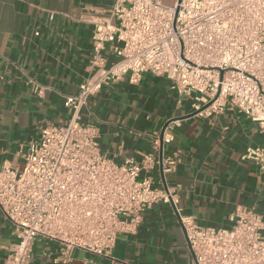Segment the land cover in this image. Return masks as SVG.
Wrapping results in <instances>:
<instances>
[{"label": "built area", "instance_id": "2783aa9c", "mask_svg": "<svg viewBox=\"0 0 264 264\" xmlns=\"http://www.w3.org/2000/svg\"><path fill=\"white\" fill-rule=\"evenodd\" d=\"M115 0L95 23L92 74L65 99L67 125L47 124L29 144L23 167L0 168V209L16 228L7 264H31L36 239L59 244L63 264L73 251L110 254L119 234H134L143 213L174 200L152 176L157 150L121 164L102 154L97 132L82 109L113 79L133 84L146 72L165 76L179 95L193 99L199 116L236 109L264 134V0ZM115 19L116 22H113ZM117 56L110 62L107 44ZM39 93L40 85L35 86ZM178 119L162 135L170 143ZM158 140V139H157ZM159 143V141H157ZM242 159L264 167V146L248 147ZM163 159V172L174 168ZM194 264H264V216L237 211L229 227H205L178 210Z\"/></svg>", "mask_w": 264, "mask_h": 264}, {"label": "crops", "instance_id": "0c3cea01", "mask_svg": "<svg viewBox=\"0 0 264 264\" xmlns=\"http://www.w3.org/2000/svg\"><path fill=\"white\" fill-rule=\"evenodd\" d=\"M114 1L0 0V168L23 167L43 126L68 124L65 99L92 74L95 23L109 17ZM111 46L105 55L114 62ZM192 113L191 97L179 102L171 80L150 72L136 84L128 75L113 79L88 100L82 121L94 126L102 154L121 164L159 148V162L162 154L174 160L172 171L158 163L152 172L174 200L147 209L138 231L119 234L109 255L76 249L70 264H194L178 210L217 228L229 227L237 211L264 216V167L242 159L248 147L264 146L258 124L229 107ZM176 118L174 138L162 148L163 128ZM15 231L0 209V264H7ZM31 264H63L59 244L36 239Z\"/></svg>", "mask_w": 264, "mask_h": 264}, {"label": "water", "instance_id": "95a60500", "mask_svg": "<svg viewBox=\"0 0 264 264\" xmlns=\"http://www.w3.org/2000/svg\"><path fill=\"white\" fill-rule=\"evenodd\" d=\"M198 112H193L191 115H189V116H194V115H196ZM176 119H179V118H176ZM175 120V119H174ZM170 121H172V120H170ZM169 121V122H170ZM169 122H167V124L169 123ZM167 124L164 126V128H163V132H164V130H165V128H166V126H167ZM163 132H162V135H163ZM161 145H162V148H163V141H162V138H161ZM160 163H161V166H162V161H163V154L161 155V157H160ZM162 170H163V168H162ZM185 231V230H184ZM186 233V232H185ZM188 242V241H187ZM188 245H189V242H188Z\"/></svg>", "mask_w": 264, "mask_h": 264}, {"label": "rangeland", "instance_id": "374dc122", "mask_svg": "<svg viewBox=\"0 0 264 264\" xmlns=\"http://www.w3.org/2000/svg\"><path fill=\"white\" fill-rule=\"evenodd\" d=\"M174 0H162V3L165 5V6H172L174 5Z\"/></svg>", "mask_w": 264, "mask_h": 264}]
</instances>
